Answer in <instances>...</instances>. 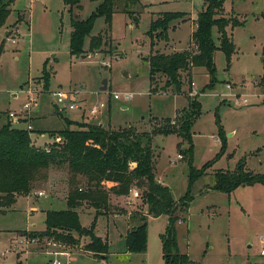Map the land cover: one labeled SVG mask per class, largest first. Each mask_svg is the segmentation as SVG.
Listing matches in <instances>:
<instances>
[{
	"label": "rangeland",
	"instance_id": "obj_1",
	"mask_svg": "<svg viewBox=\"0 0 264 264\" xmlns=\"http://www.w3.org/2000/svg\"><path fill=\"white\" fill-rule=\"evenodd\" d=\"M204 3L205 0H138L133 5L132 0H117L107 44L100 51L89 53L87 39L85 53L71 56L70 14L62 0H14L5 25L0 28V126L9 119V112L23 111L28 89L36 92L37 102L29 113L19 116L32 113L39 117L33 127L45 131L44 137L36 131L31 134L32 142L41 148L58 141L50 132L63 130L64 119L101 123L109 130L131 126L140 133L150 132L156 120L170 119L172 125H177L180 121L176 116L189 112L187 99L196 101L200 109L190 128L191 159L190 144L175 133L156 135L152 140L155 178L169 187L176 201L188 191L189 165L199 171L206 163L214 162L192 185L187 211L175 214L179 252L186 253L196 264H264V257L259 254L263 248L259 238L264 233V185L238 187L230 194L210 190L215 173L233 172L240 161H244L246 171L264 173V0L224 1L225 16L237 18L243 25L228 29L235 46L229 67L221 51L214 53L216 75L211 86L207 71L194 68L180 73V93L172 87L164 90L166 77L162 75L155 76L152 87L156 92H150L149 56L192 48V23ZM124 4H129L126 10L131 15L123 13ZM80 5L73 16L83 20L97 3L81 0ZM164 12H185L186 22H171L167 40L155 38V45L150 48V22ZM104 29L103 18L96 19L91 36ZM12 37L16 43L11 42ZM213 38L217 41L216 32ZM171 46L176 50L171 51ZM44 69L48 75L46 86ZM104 79L107 89L100 92ZM193 89L197 95H190ZM56 92L65 93L80 109L60 112L61 107L55 105ZM124 93H131L133 98L127 101ZM244 99L246 105L241 104ZM101 104L103 108L99 107ZM94 107H99L96 114L91 113ZM20 127L27 125L22 123ZM178 154L182 159L177 158ZM37 177L28 196H18L12 209L0 212V264H48L50 258L61 264H164L160 237L166 231L167 216L147 218L144 255H124L123 231L112 226L116 221L123 228L125 223L128 232L145 215L144 188L135 186L131 189L138 191L137 200L129 204V194L111 195L110 215L96 219L92 232L102 241H107L106 226L110 225L108 254L94 257L85 250L90 237L75 233L76 244L44 237L39 243L28 245L26 241L37 237L22 233L45 229V212L66 209L68 192L82 181L80 177L72 178L66 165L51 166ZM39 192L45 197H36ZM78 212L81 226L89 229L95 210L81 208ZM23 239L25 243L21 244ZM44 251L53 255L45 256Z\"/></svg>",
	"mask_w": 264,
	"mask_h": 264
},
{
	"label": "trees",
	"instance_id": "obj_2",
	"mask_svg": "<svg viewBox=\"0 0 264 264\" xmlns=\"http://www.w3.org/2000/svg\"><path fill=\"white\" fill-rule=\"evenodd\" d=\"M14 0L6 3L0 1V28L10 14L9 6ZM96 2L94 11L83 20L73 16V11L80 9L81 0H62L70 14L69 53L79 56L85 53L84 43L89 39L88 51H100L110 39L112 18L117 0H90ZM225 0H205L204 8L198 12L195 29L190 35L192 48L171 54L155 53L149 56L148 80L150 92L155 93L152 83L156 75L166 77L163 89L173 88L181 92V72L193 68H204L210 78L209 86L215 81L214 53L221 51L226 57L229 67L230 56L235 46L228 29L243 25L237 18L226 17ZM138 0H132L133 5ZM124 4L123 13L131 15ZM133 15V14H132ZM185 12H164L150 22L148 36L150 48L154 47V39L167 40V31L171 22H186ZM103 18L106 29L91 36L94 22ZM136 20V19H135ZM188 20V19H187ZM216 32L217 38H213ZM156 33V34H155ZM264 54V48H263ZM43 73V86L48 84V75ZM264 83V74L261 78ZM188 95V94H187ZM189 102V112L183 111L177 125L173 120H156L150 132H137L131 126L118 130H109L99 124L79 123L64 119L63 130L50 132L58 137L45 148L37 147L31 140V130L14 127L9 119L0 126V212L4 213L15 205L18 196H28L32 191V183L40 173H47L51 166L66 165L72 178H81L76 186H72L67 194L66 209L45 212V229L38 232L22 233L23 236L55 239L61 243L76 244L73 233L79 237H90L85 250L94 257L108 254V243L96 237L92 230L100 215H110L111 195L127 196L132 187L144 188L143 199L147 207L145 215L139 217V224L132 226L125 236V253L144 254L147 243V218L167 216V228L161 235L164 264H196L187 254L179 252L176 240L175 224L178 220L176 212L185 213L192 200L191 187L214 162H208L198 171L189 165L188 191L179 200H175L171 190L159 184L155 178V160L152 147L153 137L177 134L190 144L188 148L191 159L190 128L199 114L200 104ZM60 112H62L60 110ZM76 127V128H71ZM41 133V132H40ZM42 134V133H41ZM182 154V153H181ZM181 154H178L182 156ZM244 161H240L233 172L218 171L210 190L230 194L238 187L264 185V173L254 174L244 169ZM81 208L95 210L91 227L86 229L80 224ZM134 219V218H133ZM49 264V262H48Z\"/></svg>",
	"mask_w": 264,
	"mask_h": 264
},
{
	"label": "built area",
	"instance_id": "obj_3",
	"mask_svg": "<svg viewBox=\"0 0 264 264\" xmlns=\"http://www.w3.org/2000/svg\"><path fill=\"white\" fill-rule=\"evenodd\" d=\"M9 41V40H8ZM12 43H16V40L15 38L12 37V40H11ZM195 85L192 83L191 84V87L193 88ZM54 95L56 96L57 98V103L55 104L56 106H60L61 107V111H65L66 109L68 110H78L80 109L78 105L75 104L74 101H71V100H68L67 99V95L63 92H56L54 93ZM190 95H197V91H195V89H193V91L190 92ZM124 98L127 100V101H130L132 98H133V95L131 93H124ZM37 102V97H36V92L32 89H28L27 90V101L26 103L24 104L23 106V111L20 112V114L22 113H29L28 111L31 109V107L33 105H35ZM241 104L243 105H246L247 104V100L244 99L242 100ZM100 108H103L104 105H100L99 106ZM99 107H94L92 110H91V113L92 114H96L98 113L99 111ZM20 114H15V113H12L10 112L8 114V117L11 121H14V122H18V120L24 118L25 116H19ZM27 130H30V127L27 126L26 128ZM177 158L178 159H182V156L180 155H177ZM35 196L36 197H39V198H42V197H45V194H43L42 192H39V193H35ZM139 198V193L136 189H131L129 191V204L132 202V201H135ZM259 241L261 243V245L263 246V248L260 250V256L264 257V233L263 235L259 238ZM40 242V238L37 237V238H32L30 239L29 241H26V243L28 245L30 244H37ZM25 243V239H23L21 241V244H24ZM42 254H44L45 256H52L53 254L48 252V251H44ZM54 255H57V254H54ZM63 256H67V255H64L62 254ZM51 260H49V264H61L57 259H53V258H50Z\"/></svg>",
	"mask_w": 264,
	"mask_h": 264
},
{
	"label": "crops",
	"instance_id": "obj_4",
	"mask_svg": "<svg viewBox=\"0 0 264 264\" xmlns=\"http://www.w3.org/2000/svg\"><path fill=\"white\" fill-rule=\"evenodd\" d=\"M195 20H196V17L194 18V22H195ZM192 23L193 24V31H194V29H195V23ZM192 31V32H193ZM6 33H9V32H6ZM18 34V33H17ZM172 47V46H171ZM173 48V47H172ZM172 50H176V49H171V51ZM173 53V52H172ZM169 54V53H168ZM194 69V68H193ZM14 96V98L16 97V95H13ZM56 108V107H55ZM10 113V112H9ZM38 116H36V115H33L32 113L31 114H29V116H25L24 118H22V119H20L18 122H13L12 123V121H11V123H12V125L14 126V127H17V128H22V127H20V125L22 124V123H25L27 126H29L30 127V130L31 131H36V132H41L42 134H41V137H44V133H45V131H40V130H35L34 129V124L37 122V120H38ZM6 121V120H5ZM4 124V123H3ZM99 125H101V126H103L101 123L99 124ZM27 128V127H26ZM25 128V129H26ZM30 137H31V140L34 142V138H33V134H30ZM35 143H36V141H35ZM34 143V145L36 146V144ZM157 182L159 183V184H161V185H163V186H166L163 182H160L159 180H157ZM166 187H168V186H166ZM169 188V187H168ZM42 198H44V197H42ZM50 203V202H49ZM48 203V204H49ZM14 207V206H13ZM42 210H44V209H42ZM37 210H36V208H34L33 209V212H36ZM81 216V215H80ZM162 217V216H161ZM45 218V217H44ZM150 217H148V219H149ZM158 218H160V217H158ZM79 219H80V217H79ZM156 219V218H155ZM167 220H168V217H167ZM181 223V222H180ZM80 224H81V222H80ZM82 225V224H81ZM112 226L114 227V229L116 230V231H119V232H121V230L123 231V234H124V236H126V234H127V230H126V227H125V223H124V227L122 228V226H121V224H119L118 222H114V223H112ZM109 227H110V225L109 226H106V236H105V239H107V243H108V245H109V231H108V229H109ZM44 229V228H43ZM43 229H40V231H43ZM125 251V248H124V250L122 251V252H124ZM183 253V252H182ZM128 254V253H127ZM125 252H124V255H127ZM145 254V253H144ZM144 254H141V255H144ZM183 254H186V253H183ZM189 257V256H188ZM190 259V258H189ZM191 260V259H190ZM192 261V260H191Z\"/></svg>",
	"mask_w": 264,
	"mask_h": 264
},
{
	"label": "water",
	"instance_id": "obj_5",
	"mask_svg": "<svg viewBox=\"0 0 264 264\" xmlns=\"http://www.w3.org/2000/svg\"><path fill=\"white\" fill-rule=\"evenodd\" d=\"M106 89H107V80L104 79V80H102V82H101V86H100V88H99V91H100V92H105Z\"/></svg>",
	"mask_w": 264,
	"mask_h": 264
}]
</instances>
